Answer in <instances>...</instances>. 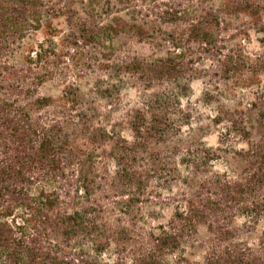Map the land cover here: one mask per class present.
<instances>
[{"label":"trees","instance_id":"trees-1","mask_svg":"<svg viewBox=\"0 0 264 264\" xmlns=\"http://www.w3.org/2000/svg\"><path fill=\"white\" fill-rule=\"evenodd\" d=\"M230 9L260 13L250 1L0 0V264H264V229L249 243L234 224L264 226L262 102L223 112L230 132L257 130V138L225 160L222 174L197 153L194 177L166 199L175 210L158 224L144 205L161 199L171 170L144 144L163 131L161 110L122 116L132 142L117 132L111 111H101L119 102L117 75L180 81L197 73L202 55L222 80L259 73L264 55L219 40L221 14ZM122 36L146 44L151 57L115 55ZM86 51L106 76L83 92L76 79L90 67ZM57 79L65 82L58 98L37 94ZM201 226L207 250L194 262L184 244Z\"/></svg>","mask_w":264,"mask_h":264},{"label":"rangeland","instance_id":"rangeland-1","mask_svg":"<svg viewBox=\"0 0 264 264\" xmlns=\"http://www.w3.org/2000/svg\"><path fill=\"white\" fill-rule=\"evenodd\" d=\"M223 1L228 4H236L250 1L260 6L257 16L239 13L230 9L221 14L225 19L226 33L219 40L226 48L243 47L249 54L264 55V0H204L206 4L221 5ZM40 38V37H39ZM115 55L118 53L151 57L152 51L146 44L135 42L127 36L116 38L113 42ZM90 52H85V64H89L87 73L82 79H76L83 92H87L92 82L98 76H106V73L93 67ZM202 60L197 66V73L180 81H154L146 84L130 75H117L113 82L118 86L119 102L115 107L108 109V105H101V111L108 110L112 113V119L118 124L117 132L129 142L133 141L128 124L122 118L126 112L143 110L151 112L152 109L161 110L158 122L163 125L160 135L151 139L149 144H144L157 153V158L163 160L167 168L168 182L158 189L161 199L144 205L147 211L158 214L154 222L165 223L175 210V203L166 199L175 196L179 189L184 188V181L192 180L193 169L190 166L197 163V153H206L210 156L207 170L222 174L228 171L225 160H229L234 152H240L249 144V138H257V130L250 136H240L228 130L224 121V113L227 110H236L252 103L264 104V67L255 76L245 75L246 81L242 82L229 75L222 80L219 75L213 76V59L207 55L201 56ZM71 76L77 74L74 68L70 69ZM69 84L75 83L71 78ZM65 86V82L51 80L45 82L39 89L40 96L58 98ZM258 109L255 110L257 112ZM154 112V111H153ZM213 155V156H212ZM214 158V159H213ZM113 167V164H112ZM243 219L236 218L234 224L239 227L240 238L249 243L256 242V238L264 229L259 224L254 229L243 227ZM209 234L204 226L199 227L195 238L184 244V254L189 260L202 262L207 250Z\"/></svg>","mask_w":264,"mask_h":264}]
</instances>
